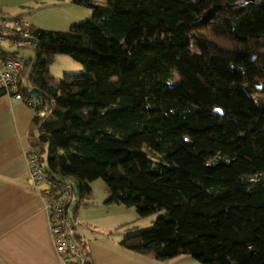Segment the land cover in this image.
Returning a JSON list of instances; mask_svg holds the SVG:
<instances>
[{"label": "trees", "instance_id": "obj_1", "mask_svg": "<svg viewBox=\"0 0 264 264\" xmlns=\"http://www.w3.org/2000/svg\"><path fill=\"white\" fill-rule=\"evenodd\" d=\"M74 3L91 17L32 27L28 79L45 97L17 87L39 102L32 131L34 146L48 144L46 173L75 178L81 203L103 179L106 204L163 212L123 238L125 250L264 264V100L254 97L264 95V0ZM58 54L84 71L56 79Z\"/></svg>", "mask_w": 264, "mask_h": 264}, {"label": "crops", "instance_id": "obj_2", "mask_svg": "<svg viewBox=\"0 0 264 264\" xmlns=\"http://www.w3.org/2000/svg\"><path fill=\"white\" fill-rule=\"evenodd\" d=\"M45 1L61 11L59 22L52 24L53 27L44 26L37 19L35 10L44 8L43 0H0V22L17 28L21 21H26L31 27L64 31L70 23L84 20L92 13L74 0ZM2 49L20 53L23 48L4 42ZM28 55V60H32L34 51ZM26 74L27 71L20 76L21 88H25ZM35 116V106L26 98L18 100L7 93L0 96V264H62L50 236L42 195L28 182L26 151L36 144L32 131ZM89 199L96 202L89 205ZM84 201L75 207L78 222L75 234L87 240L92 264H203L189 255L159 261L121 248V240L112 238L116 215L108 213L109 205L98 203L93 189L86 193ZM97 207L101 208L98 213ZM85 228L95 230L100 236H87Z\"/></svg>", "mask_w": 264, "mask_h": 264}, {"label": "built area", "instance_id": "obj_3", "mask_svg": "<svg viewBox=\"0 0 264 264\" xmlns=\"http://www.w3.org/2000/svg\"><path fill=\"white\" fill-rule=\"evenodd\" d=\"M33 28L26 21H21L17 28H8L0 22V47L4 42L15 48L34 49L38 43L32 37ZM29 60L20 56L0 55V88L18 100H25L37 106L33 97H25L18 92L20 74ZM28 164V182L38 191L44 200L48 215L49 232L56 252L62 264H88L90 250L87 240L75 234L78 225L75 207L81 203L79 182L72 177L53 178L46 173L42 163V150L30 147L26 151Z\"/></svg>", "mask_w": 264, "mask_h": 264}, {"label": "rangeland", "instance_id": "obj_4", "mask_svg": "<svg viewBox=\"0 0 264 264\" xmlns=\"http://www.w3.org/2000/svg\"><path fill=\"white\" fill-rule=\"evenodd\" d=\"M97 1L101 2L102 0H97ZM47 6H49V8H47ZM41 7H44V8H41V10L40 8L36 9L35 13H38L37 19L40 20L44 24V26L53 27L54 25L52 26V24H57L59 22L58 17L60 16L61 11H58V8L50 5V3L46 2L45 0H43ZM91 15L84 20H81L75 23H70L69 27H67L66 30L70 29V27L73 26L74 24L87 20L88 18L91 17ZM7 27L12 28V26H7ZM8 48L11 49V47H8ZM21 51L22 52L18 53V56L23 57L25 59H29L28 53H33V50L30 48H23L21 49ZM26 70H27V74L23 76V83H24V87L29 88V92L31 93L33 87L31 86L30 80L28 79L30 71H31V65H28ZM83 71H84L83 65L80 62L74 60L72 57H70L67 54H58L55 60L53 61V63L50 65L51 75L54 76L58 80L62 79L65 73L83 72ZM175 81L176 83H181V79L179 77H176ZM254 97L257 101L264 100V95L262 94L255 95ZM44 113H47V111L44 110ZM41 149H42V157H43L42 163L44 165H47L48 144H42ZM90 187L98 195V198H99L98 203L105 205V203L107 202V199L109 198L108 189H107L105 181L103 179H97L90 183ZM89 200H90L89 205L96 202L94 199H89ZM84 202L88 203V200H85ZM106 205H109V204H106ZM107 207H110L108 210L109 214L116 215V220L113 222L115 224L114 225L115 227L112 230L113 231L112 238H114L115 240H122L123 238H125L126 236L130 234L138 233L142 230L150 228L153 225L154 221L163 213V212H159V213H155L153 215H149L147 217L141 218L135 207L128 208L125 205H109ZM95 209H96L95 210L96 213L101 211L100 210L101 208L99 207ZM102 209L103 211H106L107 208L104 207ZM84 231H85V234H87V236H92V235L100 236L95 232V230H92L91 228L90 229L85 228ZM101 234L103 233L101 232Z\"/></svg>", "mask_w": 264, "mask_h": 264}, {"label": "water", "instance_id": "obj_5", "mask_svg": "<svg viewBox=\"0 0 264 264\" xmlns=\"http://www.w3.org/2000/svg\"><path fill=\"white\" fill-rule=\"evenodd\" d=\"M30 94L34 97H45L43 91L36 88H33Z\"/></svg>", "mask_w": 264, "mask_h": 264}]
</instances>
